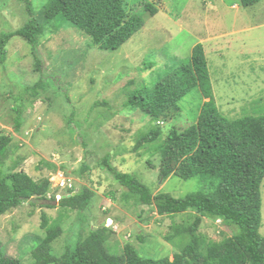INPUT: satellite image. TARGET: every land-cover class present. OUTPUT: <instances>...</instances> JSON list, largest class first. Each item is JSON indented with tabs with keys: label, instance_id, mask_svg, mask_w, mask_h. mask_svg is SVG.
<instances>
[{
	"label": "rangeland",
	"instance_id": "rangeland-1",
	"mask_svg": "<svg viewBox=\"0 0 264 264\" xmlns=\"http://www.w3.org/2000/svg\"><path fill=\"white\" fill-rule=\"evenodd\" d=\"M29 1L32 16L22 1L0 0V35L31 19L41 28L40 71L20 37L10 39L7 60L0 65V134L12 137L0 171L5 174L18 164L17 170L35 182L48 179L50 192L47 201L35 199L0 216L5 254L34 264L31 251L45 236L44 213L49 224L58 221L62 229L51 243L53 255L65 250L70 230L85 238L107 218L109 253L117 255L130 244L142 257L172 260L188 236L174 237L180 244L176 246L167 240L173 234L171 227L191 223L192 215L160 216L151 207L137 206L124 197L125 188L100 162L107 155L111 169L131 174L152 194L183 198L197 191L199 177L157 178L159 148L170 130L183 131L194 124L199 102L207 100L197 90L179 103L178 113L158 123L126 107V101L135 89L152 87L177 62H188L194 45L201 44L218 110L230 119L264 114V0L247 8L239 0H126L128 12L137 15L143 27L115 51L99 50L62 20L45 22L40 12L49 0ZM146 4L157 10L154 16L145 10ZM34 85L39 87L30 90ZM155 128L160 130L155 141L139 144ZM43 161L56 165V172ZM82 166L88 171L82 172ZM66 180L75 192L83 187L93 192L85 211L57 205L68 196ZM260 190L259 233L264 237V180ZM198 233L218 242L234 230L220 220L204 219Z\"/></svg>",
	"mask_w": 264,
	"mask_h": 264
},
{
	"label": "trees",
	"instance_id": "trees-1",
	"mask_svg": "<svg viewBox=\"0 0 264 264\" xmlns=\"http://www.w3.org/2000/svg\"><path fill=\"white\" fill-rule=\"evenodd\" d=\"M25 4L32 16L29 0ZM242 7H252L263 0H239ZM126 0H49L40 12L45 22L62 20L79 29L90 38L92 45L101 51H115L143 27V21L128 12ZM145 10L154 16L157 10L146 4ZM41 28L29 20L21 28L0 35V65L7 60V45L11 38L20 37L30 48L35 70L41 68L38 53ZM3 68V67H2ZM39 85L30 88L34 89ZM207 100L200 104L196 122L184 129L170 130L159 148V180L170 176L182 181L199 177L200 188L183 198L157 193L139 183L131 174L116 172L109 166L106 155L100 162L113 180L125 188V196L133 203L151 207L160 216L190 213L192 222L171 227L167 237L176 246L174 237L187 235L188 241L180 251L168 257L152 259L140 256L130 245L121 252H108L107 243L111 230L104 226L90 229L85 238L70 230L71 236L62 254H52L51 243L61 235L60 224L48 223L41 214V229L45 236L31 251L34 264H264V237L261 227V186L264 180V114L242 115L230 119L222 114L214 101L204 48L196 44L188 62H177L163 73L152 86L135 89L126 101V107L138 109L152 123L165 121L179 112V103L196 92ZM17 109H20L17 107ZM19 117L20 111L15 109ZM16 122V129H19ZM160 130L151 129L138 141L151 143ZM12 137L0 134V169L7 159ZM18 164L5 174L0 171V216L35 199L47 201L50 182H35ZM52 171L57 166L43 161ZM87 172L86 166H82ZM63 168V167H62ZM68 196L57 205L63 210L83 212L87 209L93 192L74 187L67 189ZM55 196L51 197L53 201ZM54 202V201H53ZM46 208L53 206L46 204ZM204 219L220 220L234 230L231 237L218 242L207 240L198 233ZM81 226V224H79ZM74 243V245H72ZM72 245V246H71ZM0 264H23L20 259L8 257L0 242Z\"/></svg>",
	"mask_w": 264,
	"mask_h": 264
},
{
	"label": "built area",
	"instance_id": "built-area-1",
	"mask_svg": "<svg viewBox=\"0 0 264 264\" xmlns=\"http://www.w3.org/2000/svg\"><path fill=\"white\" fill-rule=\"evenodd\" d=\"M61 187H64L65 184H64V181H63V184L60 185ZM56 187H57V182H56ZM66 187L67 189H71L73 186L70 184V181L69 180H66Z\"/></svg>",
	"mask_w": 264,
	"mask_h": 264
},
{
	"label": "clouds",
	"instance_id": "clouds-1",
	"mask_svg": "<svg viewBox=\"0 0 264 264\" xmlns=\"http://www.w3.org/2000/svg\"><path fill=\"white\" fill-rule=\"evenodd\" d=\"M108 223H109V221H108L107 218H106V219H105V222H104V226L107 227V228L109 227V226H108Z\"/></svg>",
	"mask_w": 264,
	"mask_h": 264
}]
</instances>
